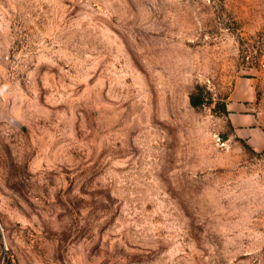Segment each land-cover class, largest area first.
Returning a JSON list of instances; mask_svg holds the SVG:
<instances>
[{"label": "rangeland", "instance_id": "1", "mask_svg": "<svg viewBox=\"0 0 264 264\" xmlns=\"http://www.w3.org/2000/svg\"><path fill=\"white\" fill-rule=\"evenodd\" d=\"M0 264H264V0H0Z\"/></svg>", "mask_w": 264, "mask_h": 264}]
</instances>
